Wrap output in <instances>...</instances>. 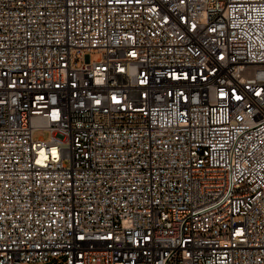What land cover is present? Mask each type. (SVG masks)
I'll return each mask as SVG.
<instances>
[{
  "label": "built area",
  "instance_id": "built-area-1",
  "mask_svg": "<svg viewBox=\"0 0 264 264\" xmlns=\"http://www.w3.org/2000/svg\"><path fill=\"white\" fill-rule=\"evenodd\" d=\"M56 258L264 264V0H0V264Z\"/></svg>",
  "mask_w": 264,
  "mask_h": 264
},
{
  "label": "rangeland",
  "instance_id": "rangeland-1",
  "mask_svg": "<svg viewBox=\"0 0 264 264\" xmlns=\"http://www.w3.org/2000/svg\"><path fill=\"white\" fill-rule=\"evenodd\" d=\"M93 58H94V59H97V56H94ZM34 138H35L36 140H38V139L49 140V139H50V134H49V132L39 131V132H37V133L34 135ZM45 264H64V261H63L61 258H56V259H53V260H51L50 262L45 263Z\"/></svg>",
  "mask_w": 264,
  "mask_h": 264
}]
</instances>
